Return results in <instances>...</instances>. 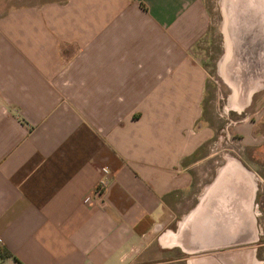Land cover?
Returning <instances> with one entry per match:
<instances>
[{
    "label": "crops",
    "instance_id": "obj_1",
    "mask_svg": "<svg viewBox=\"0 0 264 264\" xmlns=\"http://www.w3.org/2000/svg\"><path fill=\"white\" fill-rule=\"evenodd\" d=\"M222 4L220 72L245 108L264 88V0ZM208 24L203 0L0 14V264H147L167 251L186 264L257 260L234 247L258 236V169L230 157L194 187V156L214 134ZM236 130L263 147L264 104Z\"/></svg>",
    "mask_w": 264,
    "mask_h": 264
},
{
    "label": "rangeland",
    "instance_id": "obj_2",
    "mask_svg": "<svg viewBox=\"0 0 264 264\" xmlns=\"http://www.w3.org/2000/svg\"><path fill=\"white\" fill-rule=\"evenodd\" d=\"M59 0H0V14L8 9L29 4H40ZM223 0H203L209 17L208 34L200 42L203 60L208 72L207 90L204 99L203 118L214 129L212 138L205 143L194 156L200 160L192 166L194 173V187L211 178L217 164L230 157H238L250 168L256 167L260 172L256 176L258 183L255 198L257 214L258 236L254 241L236 245L234 248H253L256 264H264V146L256 147L241 141L240 133L236 130L239 120L250 116L257 106L264 104V88L255 92L247 107L233 106V88L230 82L220 72V62L226 54V38L224 28ZM207 156V157H205ZM205 157V158H204ZM254 160L256 163H251ZM255 174V173H254ZM196 190V189H195ZM157 255L147 254V264H186V257L181 253L163 252ZM170 258H176L170 261Z\"/></svg>",
    "mask_w": 264,
    "mask_h": 264
},
{
    "label": "trees",
    "instance_id": "obj_3",
    "mask_svg": "<svg viewBox=\"0 0 264 264\" xmlns=\"http://www.w3.org/2000/svg\"><path fill=\"white\" fill-rule=\"evenodd\" d=\"M8 252H6L2 247H0V256L6 255Z\"/></svg>",
    "mask_w": 264,
    "mask_h": 264
},
{
    "label": "bare ground",
    "instance_id": "obj_4",
    "mask_svg": "<svg viewBox=\"0 0 264 264\" xmlns=\"http://www.w3.org/2000/svg\"><path fill=\"white\" fill-rule=\"evenodd\" d=\"M240 227H242V229L241 230H245L244 228H245V226H243V224H241V226ZM251 264H256L257 263V260H251Z\"/></svg>",
    "mask_w": 264,
    "mask_h": 264
}]
</instances>
